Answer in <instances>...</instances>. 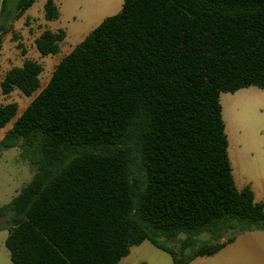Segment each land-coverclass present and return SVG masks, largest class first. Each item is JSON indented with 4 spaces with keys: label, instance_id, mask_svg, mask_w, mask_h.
Here are the masks:
<instances>
[{
    "label": "trees",
    "instance_id": "obj_1",
    "mask_svg": "<svg viewBox=\"0 0 264 264\" xmlns=\"http://www.w3.org/2000/svg\"><path fill=\"white\" fill-rule=\"evenodd\" d=\"M8 1L0 49L37 0L7 14ZM45 18H60L54 0ZM65 38L46 30L36 46L57 55ZM43 71L26 59L3 94L33 96ZM249 87L264 89V0H124L21 114L0 105V129L12 124L0 146L37 168L0 206L12 264H120L145 241L190 264L264 231V204L235 182L221 104Z\"/></svg>",
    "mask_w": 264,
    "mask_h": 264
},
{
    "label": "rangeland",
    "instance_id": "obj_2",
    "mask_svg": "<svg viewBox=\"0 0 264 264\" xmlns=\"http://www.w3.org/2000/svg\"><path fill=\"white\" fill-rule=\"evenodd\" d=\"M45 1L38 0L23 17L9 21L8 30L2 35L0 105L16 102L19 106V114L49 82L59 62L105 18L118 14L124 3V0H63L62 4H58L60 18L47 21ZM17 3L18 0L8 1L7 14L15 11ZM46 30L54 32L62 30L66 34L60 53L57 55L42 56L37 49L36 40ZM26 59L35 60L43 65L41 88L31 97H26L19 91L4 95L1 90V81L5 74L13 67L22 66ZM221 104L231 144L229 157L234 168L237 163L245 165L249 162H264V89L249 87L236 93H222ZM5 133V129H0V140ZM36 171L37 168L22 156L19 148L5 150L0 146V206L9 204L32 181ZM234 176L239 190L249 185L248 179H250L249 183H254L257 188L262 184L258 182L260 178L256 173H250V177L240 174L243 182H240L237 171L234 172ZM2 224L7 227L5 220ZM231 235L232 233L226 235L222 242ZM7 236L8 233L5 230L0 231V264H12L9 251L5 246ZM200 239L208 240L210 235L205 233ZM168 259L171 263V259ZM150 264L164 263L159 259L151 258Z\"/></svg>",
    "mask_w": 264,
    "mask_h": 264
},
{
    "label": "crops",
    "instance_id": "obj_3",
    "mask_svg": "<svg viewBox=\"0 0 264 264\" xmlns=\"http://www.w3.org/2000/svg\"><path fill=\"white\" fill-rule=\"evenodd\" d=\"M47 1L48 0L45 1V4L47 3ZM54 1L57 5L62 4L63 2V0ZM3 2L4 0H0V14L2 11ZM11 126L9 125L4 128L6 132L11 128ZM233 147L235 146L233 145ZM232 168L233 175L234 172L237 171L240 182H243L240 174L243 176L247 175L248 177H250V173H256V175H258V177L260 178V181L258 182L262 183L259 188H257L254 183H249L250 179H248L247 181V184L249 185H245L243 188L250 186L251 190L254 193L255 200L264 204V162H249L245 165H240L237 163L236 168H234L233 164ZM261 192L263 193V195H261ZM5 231L8 233L7 230ZM151 258L159 259L163 261L164 264H173V259L170 254L155 247L149 241H145L138 246L132 247L130 254L127 257L123 258L120 264H150ZM168 258L171 259V263ZM190 264H264V231H252L240 234L236 237L235 241L232 244L227 245L217 254L210 257L197 258Z\"/></svg>",
    "mask_w": 264,
    "mask_h": 264
}]
</instances>
